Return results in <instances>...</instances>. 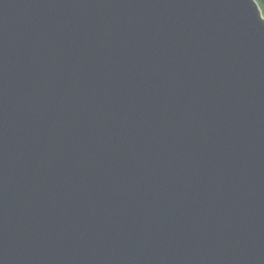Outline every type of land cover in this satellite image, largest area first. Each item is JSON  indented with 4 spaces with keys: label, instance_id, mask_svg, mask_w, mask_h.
I'll list each match as a JSON object with an SVG mask.
<instances>
[{
    "label": "water",
    "instance_id": "obj_1",
    "mask_svg": "<svg viewBox=\"0 0 264 264\" xmlns=\"http://www.w3.org/2000/svg\"><path fill=\"white\" fill-rule=\"evenodd\" d=\"M0 264H264L257 0H0Z\"/></svg>",
    "mask_w": 264,
    "mask_h": 264
},
{
    "label": "trees",
    "instance_id": "obj_2",
    "mask_svg": "<svg viewBox=\"0 0 264 264\" xmlns=\"http://www.w3.org/2000/svg\"><path fill=\"white\" fill-rule=\"evenodd\" d=\"M257 2L259 3L261 9H262V12L264 14V0H257Z\"/></svg>",
    "mask_w": 264,
    "mask_h": 264
}]
</instances>
